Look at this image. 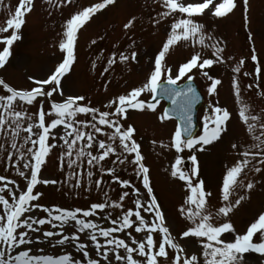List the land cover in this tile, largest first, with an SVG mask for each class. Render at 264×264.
<instances>
[{
  "label": "snow or ice",
  "instance_id": "6c2138e0",
  "mask_svg": "<svg viewBox=\"0 0 264 264\" xmlns=\"http://www.w3.org/2000/svg\"><path fill=\"white\" fill-rule=\"evenodd\" d=\"M157 2L162 4L163 11L159 13L156 24L167 22L169 18L174 20L170 23L162 50L155 55L142 85L110 100L104 106L107 110L93 106L84 95L65 97L62 80L77 61L78 33L102 10L116 6L118 0H102L82 7L66 19L61 39L57 42L61 60L46 78L29 76L28 80L35 86L18 89L0 78V86L5 90L0 94V136L11 141L14 152L8 153L7 159L16 161L12 167L23 181L22 186L16 178L0 175V264H250L245 254L255 253L264 258V211L254 218L243 234L237 233L231 220L246 199L244 194L237 197V193L246 191L250 199L257 187H264V111L260 115L252 114L253 110L242 99L239 76L232 81L234 96L240 104L238 116L254 143L242 152L240 144L231 145L241 158L226 168L219 188L222 204L217 205L212 204L214 192L208 190L206 181L200 178L197 155L189 157L192 167L187 170L183 167L182 156H176L170 175L182 181L187 189L179 214L190 222L176 237L154 194L151 171L142 154L141 143L136 139L137 129L132 124L125 126L130 110L156 112L159 103L157 90L162 75H166L168 85H176L181 78L187 76L191 81L198 74L210 81L207 88L209 96L218 93L222 81L211 75L210 70L214 65L225 62V48L199 21L207 16L227 18L239 7L241 0ZM48 3L51 4V0ZM66 3L71 6L73 0H66ZM242 4L244 18L248 20L250 0H242ZM35 7V0H20L14 14L6 20V26L0 27V34L11 30V35L2 41L6 46L0 50V69L9 63L13 45L23 39L26 17L35 11ZM135 19L133 17L125 23L123 29L131 31ZM249 39H253L251 32ZM180 42L188 44L193 54L178 66L177 75L173 77V68L166 65L165 57ZM91 44L95 46L97 41L93 39ZM132 45H135L134 39L128 52L118 51L107 57L109 67H104L100 74L108 72L118 61L138 63L139 54ZM197 45L201 50L211 49L213 58H204L202 51L196 50ZM255 51L253 48L250 57L257 65L251 73L253 81L257 77L264 78V65L260 64ZM100 59L98 56L97 60ZM245 63L241 59L232 69L233 73L240 74ZM91 66L96 69V61ZM242 74L250 75L249 72ZM248 88L251 89L252 85L249 84ZM145 93L151 94L150 100L142 98ZM158 94L171 100L174 105L172 112L181 122L171 137L170 145H167L177 154L185 150L192 153L204 151L206 146L223 139L232 113L226 107L218 106V101L210 105V114L203 118L202 133L196 136L191 114L199 99L196 89L191 84L186 87L166 86ZM56 96L60 97L59 102L54 99ZM49 102L50 109L46 111L45 104ZM37 105L36 112L30 111ZM81 115L84 119L78 118ZM170 118L167 109L158 116L160 122ZM53 140L56 143H52ZM0 148L4 146L0 145ZM57 148L61 149L60 161L66 160L67 168L72 170L68 174L71 189H84L83 176L76 169L86 161L87 191L90 194L95 188L98 193L102 192V202L97 200L87 208L75 209L40 203L45 193L38 191V186L55 188L59 183L57 179L42 178L43 168ZM4 150L7 151L6 148ZM109 162L114 166H106ZM118 167L130 168L145 191L142 193L141 187L131 179H122ZM249 173L261 174L260 182L250 178ZM97 175L100 178L94 179ZM105 175L118 186L117 199L103 190ZM129 200L131 206H126ZM41 212L43 216L39 214ZM44 226L50 228L46 230ZM192 241H199L200 249L195 253L190 251ZM40 242L68 250L63 254L50 255L44 254L41 248L37 253L34 246ZM71 249L80 254L79 259Z\"/></svg>",
  "mask_w": 264,
  "mask_h": 264
},
{
  "label": "rangeland",
  "instance_id": "374dc122",
  "mask_svg": "<svg viewBox=\"0 0 264 264\" xmlns=\"http://www.w3.org/2000/svg\"><path fill=\"white\" fill-rule=\"evenodd\" d=\"M98 2H102V0H73L72 5L69 6L66 0H51V4L48 3V0H35V11L26 17L27 22L22 29L23 39L13 45V55L6 67L0 69V78L18 89H30L35 86L28 80V77L45 78L61 60L62 54L58 50L57 42L61 39L66 19L70 18L78 9ZM19 3L20 0H0V27L6 26V20L14 14ZM162 11V4H159L157 0H118L116 6H110L96 15L78 33L77 61L71 72L62 80L65 97L67 95H84L92 102L93 106L107 110L104 106L110 100L118 95L127 94L133 88L140 87L152 68L155 55L162 50V43L166 40L170 23L174 22L172 18H169L167 22L162 21L160 25H157L156 20L160 18L159 13ZM248 16L249 19L245 20L241 0L239 7L227 18L207 16L199 21L205 24L208 33L220 42V46L225 48L223 53L225 62L214 65L210 70L211 75L222 81L218 86L217 94L209 96L207 88L210 86V81L198 74L194 76L206 97L205 102L215 105L218 101V106L226 107L232 113L227 125V132L223 135L222 140L206 146L204 151L192 153L185 150L183 153L177 154L174 148L167 147L177 128L176 122L171 119H166L164 122L158 120V116L163 114V106H158L155 113L137 110H130L128 113L129 118L125 122V126L132 124L137 129L136 139L141 143L142 154L151 171L154 194L166 214L174 237L185 230L186 224L190 223L186 222L179 214V208L186 198L187 189L182 181L174 179L170 175L171 165L174 164L176 156H182L183 167L187 170L192 167L189 157L193 154L197 155L200 178L206 181L207 189L214 192L212 204L217 205L222 204L219 188L222 185L226 168L241 158L240 153L233 150L231 145L233 143L240 144V152H242L249 144L254 143L251 135L246 131V126L239 119L240 104L234 96L232 81L235 76H239L242 99L249 104L253 110L252 114L260 115L261 111H264V95H262L264 78L257 77L253 81L251 73L254 72L257 65L251 61L250 57L253 54L252 49L255 48V54L258 56L260 64L264 65V0H250ZM133 17L136 18L134 28L131 31L124 30L123 25ZM249 32L253 36L251 40ZM10 35L11 30L0 34V50L6 46L2 43L3 39ZM93 39L97 41L95 46L91 44ZM133 39L135 45H132V49L138 52L139 62L119 63L118 61L117 65L111 66L108 72L101 75L103 68L109 67L106 58L114 52H128ZM196 50L202 51L204 58H213L211 49L201 50L197 45ZM191 54H193V49L184 42H180L169 50L165 57V63L173 68L172 75L177 74L178 66L186 62ZM98 56L101 57L100 60H97ZM241 59L246 61L242 72L234 74L232 69ZM93 61L97 63L96 69L91 66ZM243 72H249L250 75L244 76ZM165 78L166 75H162L161 79ZM249 84L252 85L251 89L248 88ZM4 91L0 86V94H3ZM142 98L149 100L151 94L145 93ZM54 99L59 102L60 97L56 96ZM49 109L50 102L45 104V110ZM37 110L38 105L30 109L32 112ZM204 115L203 109L200 110V118ZM78 118L84 119L83 115ZM199 123L203 124V119H200ZM153 140L156 141L155 144L152 143ZM18 142L22 143V140ZM52 143H56V141L53 140ZM0 145L7 149L5 151L4 148H0V175H5L9 179L16 178L17 182L23 186L22 178L16 176L15 169L12 167L16 161L10 162L7 159V154L14 152L10 146L11 141H6V137L0 136ZM60 152L61 149L57 148L51 154L42 171V178L57 179L59 183L55 188L38 186L37 190L45 193L40 203L47 206L58 205L75 209L76 207L87 208L91 202H97V200L102 202L104 199L102 192L98 193L95 188L90 194L87 191L86 173L88 168L86 161L76 169V172L83 176L84 189H71L68 183V174L72 170L67 168L66 160L60 161ZM94 154L96 153L94 152ZM112 159L114 160L115 156ZM106 166L114 165L109 162ZM117 170L122 179H131L134 184L141 187L142 193L145 191L141 181L134 177L130 168L118 167ZM260 175L249 173V177L256 179L258 183ZM99 178V175L94 177V179ZM103 190L109 192L113 199L118 198V186L107 175L104 176ZM239 194H244L246 199L231 216V220L237 233L243 234L254 218L264 211V187H257L250 199H248L246 191L238 192L237 197ZM126 206H131L130 200L126 202ZM39 214L44 215L42 212ZM44 227L46 230L50 228V226ZM179 242L184 243L183 240ZM41 248L44 254L50 255L63 254L68 250L53 248L40 242L34 246V251L39 253ZM199 249V241L190 242L191 252L195 253ZM71 251L77 259L80 258V254L75 253L74 249ZM245 257L250 261V264H264V258L259 257V254H245ZM200 258L203 259L202 254Z\"/></svg>",
  "mask_w": 264,
  "mask_h": 264
},
{
  "label": "water",
  "instance_id": "95a60500",
  "mask_svg": "<svg viewBox=\"0 0 264 264\" xmlns=\"http://www.w3.org/2000/svg\"><path fill=\"white\" fill-rule=\"evenodd\" d=\"M188 84H190V83H188ZM187 84V85H188ZM187 85H185V86H183V87H186ZM192 87H193V85H192ZM163 87H161L160 89H162ZM159 89V90H160ZM159 93V92H158ZM196 94H197V96L199 97V99L197 100V102L195 103V105L193 106V108H192V117H193V131H194V129L196 128V113H197V110H198V108L200 107V105H201V102H202V100H201V97H200V95H199V93L196 91ZM159 98H161V96H159V94H158V98L157 99H159ZM164 99H166L167 100V102H168V108H167V110H169V114L170 115H173V116H175V113H173L172 112V109L174 108V105L172 104V102H171V100H169V99H167L166 97H163ZM180 122V121H179ZM181 123V122H180Z\"/></svg>",
  "mask_w": 264,
  "mask_h": 264
}]
</instances>
